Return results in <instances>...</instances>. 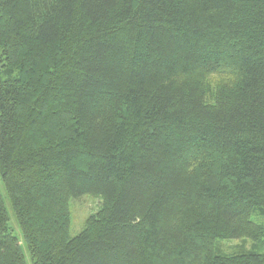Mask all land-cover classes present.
I'll list each match as a JSON object with an SVG mask.
<instances>
[{"label": "trees", "instance_id": "1", "mask_svg": "<svg viewBox=\"0 0 264 264\" xmlns=\"http://www.w3.org/2000/svg\"><path fill=\"white\" fill-rule=\"evenodd\" d=\"M0 180L32 264H264V0H0Z\"/></svg>", "mask_w": 264, "mask_h": 264}, {"label": "rangeland", "instance_id": "2", "mask_svg": "<svg viewBox=\"0 0 264 264\" xmlns=\"http://www.w3.org/2000/svg\"><path fill=\"white\" fill-rule=\"evenodd\" d=\"M211 83H215V76L209 78ZM0 192L3 196V203L6 207L7 215L9 217L8 227L11 228L12 233L17 237L20 243L21 250H23L25 261L27 264H32L30 259L29 250H27L25 240L23 239L18 227L16 216L8 196L5 192L4 184L0 180ZM69 214H70V228H69V237H74L85 228V222L90 216L95 215L101 208L102 201L101 197L94 195H84L77 199L69 200ZM252 219L261 224L264 228V209L256 211L252 216ZM263 241L255 242L252 240L238 238L236 239H227V240H216L214 245V253L222 256L228 255H237L239 253H250L254 251L256 253L264 252V237Z\"/></svg>", "mask_w": 264, "mask_h": 264}]
</instances>
